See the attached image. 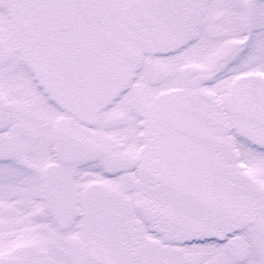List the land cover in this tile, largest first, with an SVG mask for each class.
Listing matches in <instances>:
<instances>
[{"label":"snow or ice","instance_id":"6c2138e0","mask_svg":"<svg viewBox=\"0 0 264 264\" xmlns=\"http://www.w3.org/2000/svg\"><path fill=\"white\" fill-rule=\"evenodd\" d=\"M0 264H264V0H0Z\"/></svg>","mask_w":264,"mask_h":264}]
</instances>
